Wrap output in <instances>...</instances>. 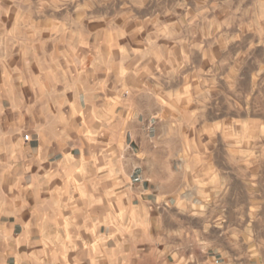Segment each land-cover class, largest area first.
Here are the masks:
<instances>
[{"label": "rangeland", "instance_id": "obj_1", "mask_svg": "<svg viewBox=\"0 0 264 264\" xmlns=\"http://www.w3.org/2000/svg\"><path fill=\"white\" fill-rule=\"evenodd\" d=\"M2 71L0 191L25 212L48 199V220H102L104 234L145 200L189 220L205 194L180 191L187 171L264 154V0H0ZM138 156L154 157L148 194L132 185ZM93 243L67 241L52 263L93 264Z\"/></svg>", "mask_w": 264, "mask_h": 264}, {"label": "crops", "instance_id": "obj_2", "mask_svg": "<svg viewBox=\"0 0 264 264\" xmlns=\"http://www.w3.org/2000/svg\"><path fill=\"white\" fill-rule=\"evenodd\" d=\"M7 74H0V97L6 94L2 82ZM32 91L37 96L36 88ZM0 106L3 128L5 110ZM30 107L29 111L37 114L36 103ZM240 119L244 115L234 118L237 123ZM42 144L36 138L31 150L40 149ZM34 156L36 160V152ZM178 158L187 159L183 154ZM222 160L227 163L220 169H194L183 175L180 191L205 194V199L189 203L196 209L189 220H181L183 212L178 202L159 205L145 200L142 204L149 210L146 216L140 220H107L104 234L102 220H48L40 213L41 207L50 202L48 199H42L43 205L29 202V208L35 210L25 212L15 204V198L10 202L0 191V264H53L51 258L57 248L70 250V240L94 242L93 264H101L107 256L108 264H264V154L229 152L222 154ZM152 161L154 157L138 156L131 176L132 185L145 194L150 192L151 182L144 169H149ZM36 173L29 169L30 176L36 177ZM155 177L152 183L159 190L163 174L157 169ZM28 187L29 192L35 191L36 184ZM216 192L220 194L215 198ZM87 226L94 227L93 236H86L91 231ZM102 240L106 241L103 250ZM57 241H63V246H57ZM65 254L66 258H74L71 264H89L77 262L79 255Z\"/></svg>", "mask_w": 264, "mask_h": 264}, {"label": "built area", "instance_id": "obj_3", "mask_svg": "<svg viewBox=\"0 0 264 264\" xmlns=\"http://www.w3.org/2000/svg\"><path fill=\"white\" fill-rule=\"evenodd\" d=\"M26 141H30V135H26Z\"/></svg>", "mask_w": 264, "mask_h": 264}]
</instances>
